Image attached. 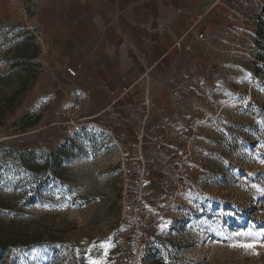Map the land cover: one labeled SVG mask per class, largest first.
Returning <instances> with one entry per match:
<instances>
[{
  "label": "rangeland",
  "instance_id": "rangeland-1",
  "mask_svg": "<svg viewBox=\"0 0 264 264\" xmlns=\"http://www.w3.org/2000/svg\"><path fill=\"white\" fill-rule=\"evenodd\" d=\"M233 1L243 38L225 8L217 39L228 45L196 72L191 105L171 123L174 147L142 155L83 121L74 133L53 125L38 7H0V88L15 83L10 74L33 77L0 126V223L33 243L0 253V264H264V78L253 77L264 0ZM197 123L206 170L181 186L176 150Z\"/></svg>",
  "mask_w": 264,
  "mask_h": 264
},
{
  "label": "crops",
  "instance_id": "crops-1",
  "mask_svg": "<svg viewBox=\"0 0 264 264\" xmlns=\"http://www.w3.org/2000/svg\"><path fill=\"white\" fill-rule=\"evenodd\" d=\"M20 1L0 0V7ZM31 1L38 7L55 114L81 98L83 122L112 132L124 145L139 146L140 155L152 146L173 148L171 123L181 108L190 107L196 72H204L212 49L228 45L217 38L225 8L235 2ZM200 33L205 40H198ZM126 87L131 89L121 97Z\"/></svg>",
  "mask_w": 264,
  "mask_h": 264
},
{
  "label": "built area",
  "instance_id": "built-area-1",
  "mask_svg": "<svg viewBox=\"0 0 264 264\" xmlns=\"http://www.w3.org/2000/svg\"><path fill=\"white\" fill-rule=\"evenodd\" d=\"M227 10V18L229 19L230 23H235L232 29V33L235 36L236 41H239L243 38L244 33L242 29V18L238 17L237 14L233 9L226 7ZM194 26H197L195 23ZM205 34L200 33L198 35V40L203 41L205 40ZM177 47H180V44H177ZM186 49H190V47H186ZM67 73L72 77H77V72L75 69L67 68ZM131 88H124L121 94V97L127 94ZM82 99L77 98L74 102L66 103L61 110L58 112L57 120L54 122L53 125H63L68 126L70 130L74 133L75 131L79 130L80 121L81 120V111H82ZM200 124H195L192 127V131L190 132V136L186 139L183 143L182 147L176 150V177L178 178L181 186H186L191 182V176L194 175H203L206 170V163L204 159L197 157L196 155V146L195 145V138L199 135ZM132 147L139 148V146L132 145ZM158 149H162L160 145L157 146ZM131 173L130 169L125 170V175L127 176Z\"/></svg>",
  "mask_w": 264,
  "mask_h": 264
},
{
  "label": "trees",
  "instance_id": "trees-1",
  "mask_svg": "<svg viewBox=\"0 0 264 264\" xmlns=\"http://www.w3.org/2000/svg\"><path fill=\"white\" fill-rule=\"evenodd\" d=\"M39 48L36 47L34 54H31V59H36L39 56ZM29 60V59H28ZM253 77L255 79L264 78V4L259 13V19L255 31V41H254V56H253ZM19 73L10 74L9 77H14V84L10 86H4L5 88H0V126H3L6 121V116L19 107L22 103V99L26 92L32 87L33 77L26 75L23 77L18 75ZM40 118L37 117L36 121L32 124H36ZM37 164H33L36 166ZM39 167V165H38ZM5 200L0 198V207H5ZM5 223H0V253H4L12 250L17 244H22L28 246L33 242H30V236L28 240L25 237H16L10 235ZM34 243L40 242V240H33Z\"/></svg>",
  "mask_w": 264,
  "mask_h": 264
},
{
  "label": "snow or ice",
  "instance_id": "snow-or-ice-1",
  "mask_svg": "<svg viewBox=\"0 0 264 264\" xmlns=\"http://www.w3.org/2000/svg\"><path fill=\"white\" fill-rule=\"evenodd\" d=\"M238 235H252L251 233H244V234H238ZM240 247H244V248H252L253 245L252 244H241V245H238ZM93 264H95V262H93Z\"/></svg>",
  "mask_w": 264,
  "mask_h": 264
}]
</instances>
